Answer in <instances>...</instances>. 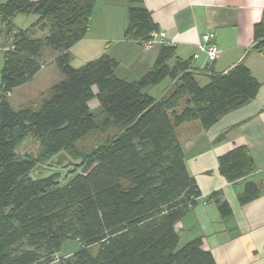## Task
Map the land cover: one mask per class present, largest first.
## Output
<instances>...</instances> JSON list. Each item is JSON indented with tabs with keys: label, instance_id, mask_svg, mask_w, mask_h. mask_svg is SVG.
Returning a JSON list of instances; mask_svg holds the SVG:
<instances>
[{
	"label": "trees",
	"instance_id": "1",
	"mask_svg": "<svg viewBox=\"0 0 264 264\" xmlns=\"http://www.w3.org/2000/svg\"><path fill=\"white\" fill-rule=\"evenodd\" d=\"M128 2L124 38L142 45L159 30L143 0ZM94 4L0 0V33L6 34L0 72V264H215L201 238L178 246L175 225L201 192L186 169L176 129L195 121L208 129L251 101L259 83L239 61L224 73L209 72L201 84L192 61L165 44L138 81L118 79V63L106 53L75 69L69 50L86 35ZM18 14L35 15L31 28L39 26L42 36L14 29ZM254 39L252 49L260 51L264 16L254 26ZM44 47L57 53L62 79L12 108L8 95L40 70ZM165 79L171 84L161 98L146 93ZM92 99L104 116L100 122L89 108ZM28 136L38 144L34 157L17 152ZM218 163L229 182L253 171L243 147ZM41 167L50 171L39 176ZM259 194L247 181L238 202ZM210 198L227 220L228 203L218 192ZM69 240L79 249L58 257Z\"/></svg>",
	"mask_w": 264,
	"mask_h": 264
},
{
	"label": "crops",
	"instance_id": "2",
	"mask_svg": "<svg viewBox=\"0 0 264 264\" xmlns=\"http://www.w3.org/2000/svg\"><path fill=\"white\" fill-rule=\"evenodd\" d=\"M143 5L158 30L165 33L160 43L145 50L138 42L124 38L128 0H95L86 35L69 50L70 65L78 69L106 53L118 63L115 76L134 82L154 65L164 44L174 46L177 57L190 59L199 73L197 79L203 83L209 72L224 73L239 61L244 63L259 83L251 101L223 115L206 130L197 121L176 129L186 169L201 197L175 229L179 247L201 238L202 249L211 253L215 264H264V45L260 51L252 49L254 26L264 16V0H143ZM208 33L213 34L212 42L219 50L213 61L205 53L197 54V44ZM43 52L42 66L31 80L47 64ZM56 56L53 54L52 60ZM207 66H211L209 71ZM170 84L165 79L147 88L146 93L159 99ZM88 105L97 122L102 121L98 101L92 99ZM239 147L248 151L253 171L229 182L219 171L218 159ZM247 181L255 183L260 194L241 205L237 196ZM215 192L230 206L227 220L221 219L210 198Z\"/></svg>",
	"mask_w": 264,
	"mask_h": 264
},
{
	"label": "rangeland",
	"instance_id": "3",
	"mask_svg": "<svg viewBox=\"0 0 264 264\" xmlns=\"http://www.w3.org/2000/svg\"><path fill=\"white\" fill-rule=\"evenodd\" d=\"M35 15H16L13 20L14 29H30L32 36L41 37L42 35L39 26L31 28L36 21ZM0 72L3 66V51L2 48L6 45L5 42V33H0ZM42 51H45L47 64L45 68L40 72V74L33 80L26 83L24 86L13 90L12 95L7 98L9 104L12 108L17 109L29 101L38 97L40 92L46 91L50 88L52 84L62 79V75L59 72L55 60H52L53 54L56 52L51 48L44 47ZM203 84V82H201ZM91 140L85 142L89 145ZM38 151V144L36 140L28 136L24 141L18 146L17 152L21 156H36ZM38 172H41L42 169L38 168ZM79 249V244L76 241L69 240L66 241L60 248L58 257H68Z\"/></svg>",
	"mask_w": 264,
	"mask_h": 264
},
{
	"label": "built area",
	"instance_id": "4",
	"mask_svg": "<svg viewBox=\"0 0 264 264\" xmlns=\"http://www.w3.org/2000/svg\"><path fill=\"white\" fill-rule=\"evenodd\" d=\"M165 33L162 31H158L156 33L152 34V37L149 41L144 42L142 44V47L147 50L152 47V45L156 43H160L162 38H164ZM213 40V34L208 33L201 37L199 43L197 44V54L198 53H205L210 61H213L218 53L219 50L216 47V45L212 42ZM209 67V66H208Z\"/></svg>",
	"mask_w": 264,
	"mask_h": 264
},
{
	"label": "water",
	"instance_id": "5",
	"mask_svg": "<svg viewBox=\"0 0 264 264\" xmlns=\"http://www.w3.org/2000/svg\"><path fill=\"white\" fill-rule=\"evenodd\" d=\"M41 169H42V171L37 173V175H39V176L43 175L45 172L50 171V169L46 168V167H41ZM35 171H36V169H35Z\"/></svg>",
	"mask_w": 264,
	"mask_h": 264
}]
</instances>
